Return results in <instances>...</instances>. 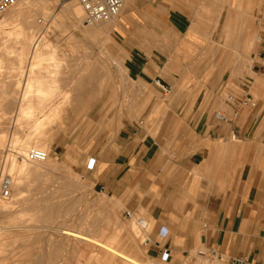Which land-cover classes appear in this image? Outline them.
<instances>
[{
	"label": "rangeland",
	"instance_id": "1",
	"mask_svg": "<svg viewBox=\"0 0 264 264\" xmlns=\"http://www.w3.org/2000/svg\"><path fill=\"white\" fill-rule=\"evenodd\" d=\"M37 1L24 0L20 6L19 0L14 8L6 12L14 14L15 22L0 27V132H6L0 144V170L4 164V173L10 174L8 168L13 159L20 161L24 158L18 156L13 144L24 143L27 137L28 140L32 137L33 141L38 143L42 135L41 130L44 131V135L46 134L43 139L49 157L45 163L26 161L29 166L39 170L38 176L34 178L29 174L18 188L12 189L8 200L0 198V264H131L91 240H81L76 236L67 235L60 232L59 228L80 232L87 238H97L111 246H113L111 241L115 242L117 239L116 248L124 250L132 257L137 256L142 264H240L211 249H202L204 253L196 251L173 255L171 259L162 260L153 252L149 242L151 223L147 216L142 211L132 210L133 216L128 218L125 214L128 209L118 199L105 192H95L93 181L78 169V154L90 132L94 130L100 132L101 139L105 142L114 136L125 115L139 116L149 102H167L173 96V92L159 94L151 86L136 88L129 82L123 64L124 51L120 49L123 43L139 45L148 55L161 61L162 69L172 74H179V70L182 69V77L178 83L181 96L199 104L203 97L202 90L205 91L204 103L213 104L215 114L217 109L222 107V102L212 94V87L227 82L229 87L236 88V85L242 82L243 88L248 90L250 82L247 76L254 77L256 81L250 88L253 99L241 108L243 111L252 112L259 96L264 97V93L258 95L255 92L256 88L264 91V75L253 67L257 60V49L262 48L257 40L259 28L255 18L237 14L241 24L243 26L248 24L254 32L252 38H248L240 45H231L228 37L222 40L220 28L207 31L206 33H209L207 37L197 40L195 37L205 31L194 29L183 35L169 29L132 31L122 26L123 30H120L116 24L120 23L121 27L124 7L118 17L107 21L109 24L107 28L97 31L93 36H84L75 30L76 26L82 29L86 26L82 9L80 8L81 16L76 21V26L63 15L65 13H61L65 10V4L70 1H75L79 5L77 0H45L48 10L40 3H36ZM261 1L264 5V0ZM6 14L1 15L0 20ZM27 15H31L29 26L34 33L33 39L34 36L37 39L38 33H42L41 43H50L43 50L45 53L39 63L41 79L48 82L50 78L56 79L58 90H62L63 95L60 92L50 95L49 91L39 94L28 93L29 96L36 94L35 97L39 101H35V104L39 103L37 105L45 111V115L40 116L38 121L44 120V117L50 114V122L49 119H45L47 124L42 125V129L36 125L30 127L32 122L25 118L23 127L14 134L10 132L11 125L5 124V116L2 113L16 109V97L23 88L20 83L23 84V73L28 60L22 62V41L20 42L15 34L10 35V32L17 31ZM133 34H136V37ZM128 35L130 42L127 39ZM191 37L195 38L193 45L184 40ZM54 49L58 51L56 54L61 63L58 70L52 72L54 67L51 66L50 60L51 50ZM72 53L76 54V58L69 59ZM174 61L175 68L172 67ZM18 83L22 88L17 86ZM43 88L49 89V84L43 85ZM56 105L59 107L56 108ZM262 115L264 116V110ZM231 138L235 139L233 135ZM92 145L93 142L89 144L90 147ZM61 146L68 147L70 153L65 156L52 154L54 148L61 149ZM28 149L27 147L26 150ZM235 150L231 149V153H235ZM89 157L90 155L87 158ZM229 161L232 181L237 170L236 157L231 156ZM101 199L104 201L103 205H100ZM36 203L47 207L48 211L49 207L57 208V215L53 214L50 221L49 218L39 220ZM137 219L146 220L148 227L141 230ZM132 227L135 234L131 232ZM110 230L118 232L112 233ZM100 231L106 235H103L104 233L100 235ZM126 231H129L128 235ZM126 235L128 237L125 238ZM127 238L131 241H127ZM132 246L136 252L131 251ZM137 250L140 251V257ZM242 261L245 264H258L253 261Z\"/></svg>",
	"mask_w": 264,
	"mask_h": 264
},
{
	"label": "crops",
	"instance_id": "2",
	"mask_svg": "<svg viewBox=\"0 0 264 264\" xmlns=\"http://www.w3.org/2000/svg\"><path fill=\"white\" fill-rule=\"evenodd\" d=\"M237 14L254 17L263 34L261 0H125L123 22L116 27L169 29L183 35L205 31L196 39L184 38L190 45L220 28L222 40L228 37L231 45H240L254 32ZM127 39L131 41L129 35ZM120 49L131 84L173 96L167 102H149L139 116L125 115L105 142L100 132H90L79 148V171L93 181L95 192H105L127 211L147 216L156 255L164 248L168 259L211 249L231 260L264 264V97L259 96L252 112L241 109L253 99L250 88L256 79L247 76L248 90L242 82L236 88L227 82L211 88L222 102L217 109L222 119L213 104L204 103L205 91L199 104L181 96L182 69L179 74L162 69L161 61L137 44L123 43ZM255 92L264 93L260 88ZM56 149L52 154L70 153L68 147ZM231 156L237 162L232 181ZM89 159L95 160L92 169H87Z\"/></svg>",
	"mask_w": 264,
	"mask_h": 264
},
{
	"label": "bare ground",
	"instance_id": "3",
	"mask_svg": "<svg viewBox=\"0 0 264 264\" xmlns=\"http://www.w3.org/2000/svg\"><path fill=\"white\" fill-rule=\"evenodd\" d=\"M24 0H20V6L22 5V3H24L23 2ZM19 2V1H18ZM25 3H28V2H26L25 1ZM36 3H40V5H42V7L45 9V10H48V7H47V2L45 1V0H38ZM18 4V3H17ZM16 4V5H17ZM63 4H65V3H63ZM15 5V6H16ZM26 5V4H25ZM124 5H125V3H124ZM14 6V7H15ZM29 6V5H28ZM80 5H78L77 4V2H73V1H70V2H68L67 4H65V6H64V8H65V10H63V12H61L62 14L63 13H65V14H63V15H66L67 16V19L69 18L70 20H71V22H72V24L73 25H75V23H76V21L80 18V16H81V7H79ZM14 7H12V8H14ZM24 7V6H23ZM124 7V6H123ZM12 8H10V10L12 9ZM81 8V9H80ZM9 10V11H10ZM21 10V9H20ZM82 12H83V10H82ZM22 13V12H21ZM6 14V13H5ZM18 15V14H17ZM20 15V14H19ZM31 17V15H27L25 18H23V24H21V26H20V28L16 31H14V32H10V35H12V34H15V36L17 37V38H19L20 39V42L22 41V43L21 44H23V48H22V62L23 63H25L24 61H25V59H27L28 61H27V64H26V67H25V70H24V81H23V84L22 83H20L21 84V86L23 87H21L20 85H19V83H18V85L17 86H19L20 88H22L21 89V92H20V94H19V96H17L16 97V103H17V106H16V109H15V111H10L9 113H8V111L7 112H5V113H2V114H4V118H5V124H7V123H9L10 125H11V133H14L15 134V132H17V130H19V129H21L23 126H22V124H23V120H25V118H27V120L28 121H31L32 123L30 124V127L32 126H44V125H46L47 124V120L49 119V122H50V114L49 115H46L45 117H44V120H40V121H38L39 119H40V116H42V115H45L44 113H45V111L43 110V108H41V107H39V105H37V104H39V103H37V104H35V101H39V100H37V98L35 97V95L33 94V96H29L28 95V93L29 94H31L30 92H35V93H43V92H48L49 91V94L50 95H52V94H54V93H56V92H60V93H62V95H63V91L62 90H58V81L56 80V79H49V82L47 81V80H42L41 79V66H39V63L41 62V56L45 53H43V50L48 46V45H50V43L48 44V43H41V39H42V36H41V38L40 37H38L37 39L35 38V36H34V39H33V34L34 33H32V31H31V29H30V26H29V24H30V20H29V18ZM113 19H115V18H113ZM113 19H111V20H113ZM110 21V20H109ZM13 22H15V19H14V14L12 15V14H6L4 17H3V19L2 20H0V27H5L6 25H8L9 23H13ZM70 22V21H69ZM102 22H106L107 23V21H100V22H97V24H94V23H96V22H94V23H92V24H94L93 26H91V27H87V25H91V24H84V25H86L85 26V28H83L82 29V27L81 28H79V27H77L76 25V27H75V30L77 31V32H79V33H81L82 35H84V36H93L97 31H99V30H104L105 28H107L108 27V23L107 24H101ZM4 29V28H3ZM37 35V34H36ZM32 42V43H31ZM40 43H41V45H40ZM74 49V48H73ZM52 51V53H51V60H50V64H51V66H53L54 67V69L52 70V72H54V71H57L58 69V67L60 66V63H61V60H60V58L58 57V54H56L57 52L55 51V49L54 50H51ZM70 52V51H69ZM66 55V54H65ZM68 57V56H67ZM72 57H75L76 58V54H74V53H72L68 58L70 59H73ZM63 59V58H62ZM65 59V58H64ZM63 59V60H64ZM246 59V58H245ZM66 60V59H65ZM247 61V60H246ZM78 64V63H77ZM246 65V64H245ZM24 66V65H23ZM22 66V67H23ZM247 66V65H246ZM47 68H49V67H47ZM45 69H46V67H45ZM57 69V70H56ZM23 70V69H22ZM21 72V71H20ZM50 77H51V75H50ZM47 83L49 84V89H47V88H43V85H47ZM70 91V90H69ZM57 93V94H58ZM65 93V92H64ZM40 96V95H39ZM52 99V98H51ZM63 99V98H62ZM40 100H45V99H41L40 98ZM64 102V101H63ZM41 103V102H40ZM67 103V102H66ZM46 105V104H45ZM60 105V104H59ZM59 105H56V108H58L59 107ZM45 108V107H44ZM47 108V107H46ZM63 108V107H62ZM49 109H50V107H49ZM55 109V107L54 108H52V110H54ZM5 111V110H4ZM44 111V112H43ZM55 112V111H54ZM49 117V118H48ZM43 118V117H42ZM41 118V119H42ZM45 119H47V120H45ZM59 119V118H58ZM4 120V119H3ZM38 121V122H37ZM34 122H35V124H34ZM3 124V123H2ZM42 126V127H43ZM5 127H7V126H5ZM41 127V128H42ZM13 128V129H12ZM2 129V128H1ZM8 129H10V127L8 126ZM43 129V128H42ZM7 130V129H6ZM31 130V129H30ZM9 132V131H8ZM5 131H2V132H0V144L3 142V139H4V135H5ZM41 133H42V135H41V139H39V141H38V143H37V141H33V139H32V137L31 138H29V140H28V137H27V141L25 140V141H23L24 143H22L21 142V140H20V142H21V144L20 143H18V144H16V142H15V144H13V146H15V148H16V151H17V154H18V156H20V157H24L25 156V154L27 153V151L28 150H30L31 148H37V149H42V150H44V151H46V145H45V139H43L44 137H46V134L44 135V131L43 130H41ZM10 135H12V134H10ZM28 135H30V134H28ZM9 139V138H8ZM16 140V139H15ZM19 140V139H18ZM13 141H14V138H13ZM10 142H11V140H10ZM7 144V143H6ZM33 144V145H32ZM27 147L29 148L28 150H26L27 149ZM39 147V148H38ZM26 150V151H25ZM47 152V151H46ZM3 157V156H2ZM17 157V156H16ZM16 159V158H15ZM18 159V158H17ZM21 159V158H20ZM47 160V159H46ZM46 160H44V161H42V162H40V163H45V161ZM27 160H25V158H23V159H21L20 161H16V160H14L13 159V161L10 163V165H9V168H8V171H9V173L12 175V177H13V179H12V187H11V191H12V189H16V188H18L21 184H22V182H23V180H25L24 178H26V177H28V175L29 174H31V175H33V177L34 178H36L37 176H38V173H37V168H33V167H31V166H29L28 165V163L26 162ZM29 162V161H28ZM37 163H39V162H37ZM36 165V164H35ZM40 165V164H39ZM38 166V165H37ZM40 167V166H39ZM55 166L53 165V168H54ZM52 168V169H53ZM45 169V168H44ZM55 170V169H54ZM39 171V170H38ZM54 172V171H53ZM10 174H8V175H10ZM10 175V176H11ZM14 175V176H13ZM27 175V176H26ZM11 177V178H12ZM27 179V178H26ZM9 199V198H8ZM8 199H4V200H8ZM21 199V198H20ZM14 200V199H13ZM17 200V199H16ZM101 202H102V199H101ZM104 202V201H103ZM101 203L100 205H103L104 203ZM107 202V201H106ZM13 204V203H12ZM38 203H36L35 205H36V209L38 210V213H37V216H39L40 218H39V220H41V221H44V220H48V218H49V221L51 220V216H53V214L55 215L56 214V212H58V211H56V209L57 208H51V207H49V211L46 209L47 207H43V206H41V204H38ZM99 205V204H98ZM108 205V204H107ZM40 211V212H39ZM113 214V213H112ZM57 215V214H56ZM53 219V218H52ZM97 219V218H96ZM109 221V220H108ZM118 222V221H117ZM108 223V222H107ZM109 225H110V223H109ZM116 225V224H115ZM39 227V226H38ZM41 227V226H40ZM110 227V226H109ZM42 228V227H41ZM41 228H38V229H41ZM53 228V227H52ZM141 230H144V229H142L141 227H139ZM45 229V228H44ZM49 229H51V227H49ZM55 229H57V228H55ZM112 229H113V227H112ZM102 231H104V229H101ZM108 230V229H107ZM114 230V229H113ZM132 230V231H131ZM131 230H129V231H131L132 233H133V231H134V228L132 227V229ZM51 231V230H50ZM57 231V230H56ZM59 231L60 232H62V233H65V234H67V235H71V236H76V237H78V238H81V240H85V239H88V240H91V242H93L94 244H96V245H98V246H102V247H104V248H106V250H108L110 253H112V254H114V255H116V256H118V258L120 257V258H122V260H127L128 262H130L131 264H142L141 262H140V260H139V258H137V256H136V258L135 257H132V256H130L128 253H126V252H124V250H120V249H117L116 248V242H118L117 241V239H116V241L115 242H112L111 241V243H112V245L113 246H111L110 244H106L105 242H102V241H100V239L98 240L97 238L96 239H90V238H87V236L86 235H84V234H82V233H80V232H73V231H67L66 229H61V228H59ZM102 231H100V235H101V233H102ZM109 231V230H108ZM111 231V230H110ZM117 231V230H116ZM116 231H113V232H116ZM128 231V232H129ZM53 232H55V231H53ZM106 232V231H105ZM112 232V231H111ZM112 232V233H113ZM118 232V231H117ZM116 232V233H117ZM127 232V231H126ZM126 233L127 235L129 234V233ZM136 232V231H135ZM104 233V232H103ZM102 233V234H103ZM119 234H121V233H118V235ZM131 234V233H130ZM133 234H135V233H133ZM103 235H106L105 233L103 234ZM125 236V238L126 237H128V236ZM124 237V236H123ZM122 237V238H123ZM103 238V237H102ZM127 241H129L128 240V238L126 239ZM130 241H131V239H130ZM129 241V242H130ZM125 242V241H124ZM128 244V242L126 243V245ZM133 244V243H132ZM129 246H130V243H129ZM123 247H124V245H123ZM129 248H131V247H129ZM85 249V248H84ZM83 249V250H84ZM133 249H135V248H133V246H132V249H131V251H135V250H133ZM130 250V249H129ZM81 251V250H80ZM136 252V251H135ZM137 252H138V250H137ZM140 252V251H139ZM139 252H138V256H139ZM137 254V253H136ZM135 254V255H136ZM140 257V256H139ZM124 260V261H125ZM123 261V262H124ZM220 262V261H219ZM221 264V263H220ZM240 264H242V262L240 263Z\"/></svg>",
	"mask_w": 264,
	"mask_h": 264
},
{
	"label": "built area",
	"instance_id": "4",
	"mask_svg": "<svg viewBox=\"0 0 264 264\" xmlns=\"http://www.w3.org/2000/svg\"><path fill=\"white\" fill-rule=\"evenodd\" d=\"M19 0H0V16L6 13L10 8L18 3ZM79 5L81 6L84 13V23L92 24L94 22L100 21H109L113 18L119 16L125 0H77ZM262 22L264 24V15L261 17ZM41 22V21H40ZM42 33H38V37H40ZM258 43L262 45V50L258 54L257 60L255 62V69L262 75H264V32L259 35L257 38ZM165 90H170V87L165 88ZM232 101L233 98L230 97ZM216 115L222 119H224L223 114L220 111L216 112ZM49 157V153L37 148H31L27 151L24 158L29 162H42ZM5 163V161H4ZM95 160L89 159L87 162V169H92L94 167ZM4 164L0 170V198L8 199L11 196V187H12V178L7 173H4ZM126 216L128 218H132L131 211H126ZM137 224L142 228L146 229L148 227V222L144 219H137ZM148 240V239H147ZM200 253H204V251H199ZM214 252V251H212ZM160 257L162 260H168L169 250L168 248H164L161 250ZM243 259H234L238 263L245 264Z\"/></svg>",
	"mask_w": 264,
	"mask_h": 264
}]
</instances>
